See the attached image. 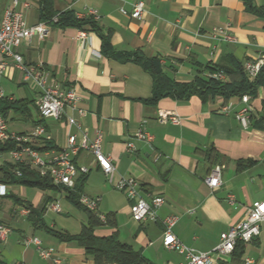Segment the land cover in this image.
Instances as JSON below:
<instances>
[{
    "label": "crops",
    "instance_id": "crops-1",
    "mask_svg": "<svg viewBox=\"0 0 264 264\" xmlns=\"http://www.w3.org/2000/svg\"><path fill=\"white\" fill-rule=\"evenodd\" d=\"M52 1L55 11L72 10L78 18L89 17L88 10H94L95 16L91 17L100 30L46 25L44 38L31 37L17 52L26 65H41L49 82L73 86L79 102L77 108H66L60 119L41 118L34 104L39 91L37 84L33 80L23 82L21 72L10 64L2 79L17 86L29 83L35 88L33 99H17L29 101L28 114L9 111L6 116L7 120L8 117L20 119L24 125L23 129L12 131L28 132L41 124L52 149L56 150L65 147L69 133H77L74 126L67 125L69 116L81 123V130L89 138L97 129L102 131V151L114 166L111 175L105 174L86 150L74 158L76 165L87 168L81 194L99 198L97 209L92 212L102 222L94 229L96 235L115 232L121 242L140 251L154 264H185L182 255L162 245L161 219L173 214L178 216L173 232L184 245L199 252L212 250L219 234L242 221L252 202L264 200V87H259L256 95L250 97L247 127L235 116L240 107L238 98L223 102L221 98L202 101L196 95L185 99L163 97L152 105L146 102L152 92V77L131 60L120 61L103 54L100 34L109 36L115 51H138L144 57L158 58L170 78L188 82L200 70L207 72L206 64L219 65L229 54L242 63L264 56V20L246 11L241 0ZM137 1L144 3L141 20L130 16ZM254 1L264 6V0ZM30 2L36 3V9L25 10L24 17L28 25H33L39 22L38 4L36 0ZM216 27L227 28L235 41L211 38L210 33ZM228 102L232 103L230 112H220L221 105ZM78 108L84 115L79 114ZM158 110L175 113L180 122H158ZM140 126L153 135L152 142L135 138ZM128 142L133 144L132 150L127 149ZM209 149L215 153L210 161L206 158ZM5 156L2 154L0 163L8 162ZM215 165L221 166L220 184L210 188L205 179ZM121 177L134 178L143 198L155 195L164 198L163 205L157 209V220L132 219L131 201L114 186ZM12 186L9 185V195L5 197L12 201L15 197L39 208L46 197L51 200L45 203L41 225H34L29 214H20L22 204L14 203L0 218V223L10 229L5 241L0 243V258L5 264H55L41 258L35 245H25L23 238L27 236L39 238L41 246L51 250L60 264H94L76 241H61L47 231L49 228L77 235L87 224L88 215L82 208L78 207L86 218H78L76 222L69 221L68 211L60 208V212H55L48 208L61 198L73 205L65 190L33 187L38 192L29 194L27 200L16 197ZM228 194L234 196L233 203L227 202ZM55 213L62 218H46L47 214ZM246 259L251 261L249 264H264L262 227L245 244L239 259L231 254L216 257L218 264H244Z\"/></svg>",
    "mask_w": 264,
    "mask_h": 264
},
{
    "label": "built area",
    "instance_id": "built-area-1",
    "mask_svg": "<svg viewBox=\"0 0 264 264\" xmlns=\"http://www.w3.org/2000/svg\"><path fill=\"white\" fill-rule=\"evenodd\" d=\"M5 2V7L0 14V78L6 73L9 65H13L21 72L22 81L27 82L33 80L38 87V94L34 101L39 116L43 119L53 118L60 119L65 115L66 108H77L79 96L73 86L58 85L48 81L47 71L41 65H26L21 55L17 52V48L23 43L28 42L31 37L37 36L39 39L44 38L47 29L46 24L37 22L28 25L24 11L30 8V0H0ZM121 12L125 13L121 8ZM144 12V3L137 1L132 5L130 16L133 19L141 20ZM91 16H95V11L88 10ZM56 21V17L53 18ZM83 36L84 34L81 33ZM211 38L226 42L235 41V37L225 27L213 28L210 33ZM264 63V56L255 60L245 61L243 69L248 80L252 81L257 76L261 66ZM213 78L221 81L227 80L225 74L218 72L212 74ZM8 98L3 89L0 88V99ZM250 96L244 94L240 98V107L235 112L236 118L243 127H247L249 123V115L251 112ZM232 109V103L228 102L221 105L220 112L228 113ZM80 115H84L83 110L78 108ZM157 121L160 123L180 122L179 117L167 110H158ZM67 125L74 126L77 133H69L66 137V145L62 149H43L38 152H28V143H42L48 141L44 126L41 124L35 126L28 132L18 133L9 130L6 117L0 115V141L13 140L20 145L5 153L8 156V162L11 164L28 165L35 170L40 176L48 177L52 184L56 186H64L73 188L75 178L79 174H85L87 168L82 165H76L75 156L81 151L86 150L92 154L98 167L107 175H111L114 166L111 164V158L102 151V131L97 129L92 138H89L85 131L81 130V123L73 117H67ZM135 138L145 143L153 140V135L140 126L135 134ZM127 149L132 150L133 144L127 143ZM0 154V159H2ZM15 173L19 175L18 169ZM221 166L215 165L205 179L206 184L210 188H215L220 184ZM115 188L123 192L131 201L130 214L133 220L142 222L147 219L157 220V209L164 203L161 195L143 198L138 193V182L134 178L121 177L115 183ZM9 185L0 182V199L8 194ZM234 196L227 195V202L233 203ZM99 198L90 197L85 194L79 196V203L88 211L94 212L97 209ZM48 208L55 212H60V206L57 202L50 203ZM20 214L27 216L29 209L27 207L20 208ZM103 219V216H101ZM178 221V216L169 214L161 219L162 225V245L167 250H172L182 255L185 264H218L216 257L230 255L237 241L244 244L250 242L256 237L261 230H264V200H256L246 209L245 218L236 225L228 228L219 234L218 242L214 248L208 252H199L184 245L174 234L173 227ZM10 232L9 227L0 223V243L5 241L7 234ZM25 245H35L41 258L50 259L55 264H60V259L49 249L41 246V241L35 236H27L23 238ZM251 261L246 259L244 264Z\"/></svg>",
    "mask_w": 264,
    "mask_h": 264
},
{
    "label": "trees",
    "instance_id": "trees-1",
    "mask_svg": "<svg viewBox=\"0 0 264 264\" xmlns=\"http://www.w3.org/2000/svg\"><path fill=\"white\" fill-rule=\"evenodd\" d=\"M38 4V20L46 25H55L58 27L74 26L81 30L90 29L99 31L97 22L91 17L78 18L72 10L57 12L53 8L52 0H36ZM246 11L251 12L264 20V6L256 5L254 0H241ZM56 17V21L53 18ZM101 51L103 54L116 58L120 61L131 60L139 64L153 80L151 96L146 102L152 105L163 97H171L177 99H185L192 95L198 96L202 101H212L221 98L223 102L231 98L240 99L242 95L247 94L250 97L256 95L259 87H264V63L261 66L254 80H248L243 69V63L233 55H227L223 63L219 65L206 64L207 72H200L188 82H178L170 78L162 69L158 58L144 57L140 52L122 53L115 51L109 42V36L100 34ZM221 72L225 74L227 80L221 81L212 77V74ZM29 101L17 99H0V115L6 117L9 111H14L22 115L29 113ZM20 145L16 141L8 140L0 141V154H4L9 150ZM33 149L43 150L52 149L53 146L49 141L42 143H28ZM214 150L209 149L206 152V158L210 161L214 156ZM18 169L19 175L15 173ZM84 174L80 175L75 182L73 188L64 186H56L51 183L48 177H42L34 169L28 165H17L9 162L0 163V182L8 185H25L29 187L39 188L41 190H60L66 192L67 199L79 208L87 212L88 221L83 225L81 232L77 235H69L65 232L47 228L61 241H76L85 252L91 256L94 264H154L146 258L140 251L134 250L130 245L121 242L115 232L98 236L94 233L95 227L102 225V222L91 211H88L79 203L81 187L84 180ZM7 194L6 196H8ZM5 196V197H6ZM50 197L44 199V203L39 208L32 207L31 204L22 202L14 197L15 204H22L29 209V215L34 225L42 224V212L45 203L50 201ZM245 244L237 241L231 252L232 258L239 259L244 253ZM0 264H5L0 258Z\"/></svg>",
    "mask_w": 264,
    "mask_h": 264
},
{
    "label": "rangeland",
    "instance_id": "rangeland-1",
    "mask_svg": "<svg viewBox=\"0 0 264 264\" xmlns=\"http://www.w3.org/2000/svg\"><path fill=\"white\" fill-rule=\"evenodd\" d=\"M4 4L5 2L2 1L0 4V10L2 6H5ZM35 9H36V3L30 2V8L26 11L29 12ZM26 11L24 12V14L27 13ZM0 88L3 89L6 95H11L15 99H21V98L33 99L35 97L34 94L35 88L33 85L29 83L26 85L17 86L15 83H10L7 82L4 78L3 79L0 78ZM7 121H8L9 130H20L24 128V125L21 123L20 119L10 120V117H8ZM5 158H8V156L6 155ZM11 189L16 195V197L17 196L25 197L27 200H29V194H31L32 196V194L38 192L37 189L25 185H14L12 186ZM13 204L14 202L12 201V198L4 197L3 199H0V218H3V214H5L8 211V208L11 207ZM58 204L62 209V211H68L67 218H70L69 221L76 222L78 218H86V214L82 209H79L78 207L69 204L65 199L63 198L58 199ZM46 218H62V217L58 213L57 214L55 213L53 215L47 214Z\"/></svg>",
    "mask_w": 264,
    "mask_h": 264
},
{
    "label": "bare ground",
    "instance_id": "bare-ground-1",
    "mask_svg": "<svg viewBox=\"0 0 264 264\" xmlns=\"http://www.w3.org/2000/svg\"><path fill=\"white\" fill-rule=\"evenodd\" d=\"M28 152H38L37 149H33L30 145L28 146Z\"/></svg>",
    "mask_w": 264,
    "mask_h": 264
}]
</instances>
